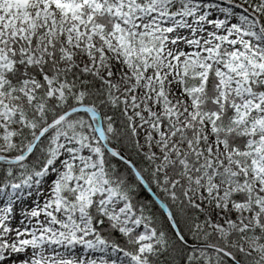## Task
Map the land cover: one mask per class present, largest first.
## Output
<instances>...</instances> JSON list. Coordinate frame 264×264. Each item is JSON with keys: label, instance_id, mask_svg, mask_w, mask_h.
Here are the masks:
<instances>
[{"label": "snow or ice", "instance_id": "obj_1", "mask_svg": "<svg viewBox=\"0 0 264 264\" xmlns=\"http://www.w3.org/2000/svg\"><path fill=\"white\" fill-rule=\"evenodd\" d=\"M0 264H264V0H0Z\"/></svg>", "mask_w": 264, "mask_h": 264}]
</instances>
